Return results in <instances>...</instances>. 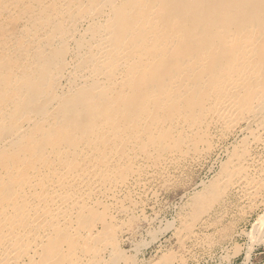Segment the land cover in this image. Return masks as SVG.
I'll use <instances>...</instances> for the list:
<instances>
[{"label": "bare ground", "instance_id": "1", "mask_svg": "<svg viewBox=\"0 0 264 264\" xmlns=\"http://www.w3.org/2000/svg\"><path fill=\"white\" fill-rule=\"evenodd\" d=\"M252 120L264 0H0V264L115 239L111 206L147 168ZM236 157L230 184L257 185Z\"/></svg>", "mask_w": 264, "mask_h": 264}, {"label": "rangeland", "instance_id": "2", "mask_svg": "<svg viewBox=\"0 0 264 264\" xmlns=\"http://www.w3.org/2000/svg\"><path fill=\"white\" fill-rule=\"evenodd\" d=\"M255 120L213 126L198 156L147 168L111 206L115 239H85L82 255L48 264H264V130ZM243 150L254 158L248 171L257 176L256 191L225 174Z\"/></svg>", "mask_w": 264, "mask_h": 264}]
</instances>
